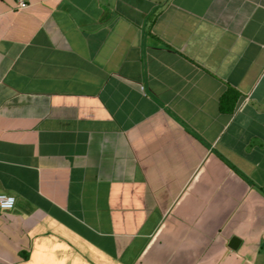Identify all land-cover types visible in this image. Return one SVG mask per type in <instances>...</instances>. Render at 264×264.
<instances>
[{
  "label": "crops",
  "instance_id": "1",
  "mask_svg": "<svg viewBox=\"0 0 264 264\" xmlns=\"http://www.w3.org/2000/svg\"><path fill=\"white\" fill-rule=\"evenodd\" d=\"M0 186V264H264V0H0Z\"/></svg>",
  "mask_w": 264,
  "mask_h": 264
},
{
  "label": "trees",
  "instance_id": "2",
  "mask_svg": "<svg viewBox=\"0 0 264 264\" xmlns=\"http://www.w3.org/2000/svg\"><path fill=\"white\" fill-rule=\"evenodd\" d=\"M238 98H239V93L235 89L230 88L221 98L222 110L228 112L233 111Z\"/></svg>",
  "mask_w": 264,
  "mask_h": 264
},
{
  "label": "built area",
  "instance_id": "3",
  "mask_svg": "<svg viewBox=\"0 0 264 264\" xmlns=\"http://www.w3.org/2000/svg\"><path fill=\"white\" fill-rule=\"evenodd\" d=\"M20 6L24 7L27 4L23 1L19 2ZM16 204V196L8 193L0 186V210H11Z\"/></svg>",
  "mask_w": 264,
  "mask_h": 264
},
{
  "label": "water",
  "instance_id": "4",
  "mask_svg": "<svg viewBox=\"0 0 264 264\" xmlns=\"http://www.w3.org/2000/svg\"><path fill=\"white\" fill-rule=\"evenodd\" d=\"M240 239L235 237L233 238L232 242H231V246L232 247H237L238 243H239Z\"/></svg>",
  "mask_w": 264,
  "mask_h": 264
}]
</instances>
